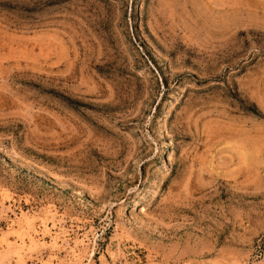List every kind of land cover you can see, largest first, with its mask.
Returning <instances> with one entry per match:
<instances>
[{
    "label": "rangeland",
    "instance_id": "1",
    "mask_svg": "<svg viewBox=\"0 0 264 264\" xmlns=\"http://www.w3.org/2000/svg\"><path fill=\"white\" fill-rule=\"evenodd\" d=\"M0 264H264V0H0Z\"/></svg>",
    "mask_w": 264,
    "mask_h": 264
}]
</instances>
